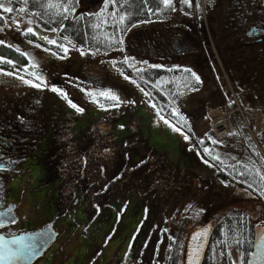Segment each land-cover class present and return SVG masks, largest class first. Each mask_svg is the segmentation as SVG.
Returning <instances> with one entry per match:
<instances>
[{"label": "rangeland", "instance_id": "374dc122", "mask_svg": "<svg viewBox=\"0 0 264 264\" xmlns=\"http://www.w3.org/2000/svg\"><path fill=\"white\" fill-rule=\"evenodd\" d=\"M201 2L203 4L204 0H199L200 11L203 12ZM76 3L77 7L75 9L78 10L76 12L89 8L85 0H76ZM19 12L22 16H15L13 21L7 20L6 24L0 25V40L18 47L20 50L28 51V57L31 53H34L36 58L43 59L37 63L36 70H43L49 76L50 74L57 77L66 75L69 79L64 86L52 85L60 89L61 92L66 93L67 99L58 92L48 91V89L53 88H50L51 84L46 85V82L40 84L44 93L43 96L36 95L40 99L37 109L41 113L45 124V132L35 143L37 145L30 155L34 158L19 161L16 173L12 174L10 182L7 183L8 192L5 199L14 204V212L17 217L11 223L14 230H33L52 221L53 227L57 231V235L47 247L48 249L46 248L31 264H108L110 261L114 264H162L165 243L163 237L170 236L168 228H172L175 220L182 216L180 212L189 213V211H192L199 221L198 224H204L206 220H210L211 216H215L220 209L231 204L240 205L246 201L245 196L240 193L241 190H238L229 182L217 180L214 174L211 175V167L208 164L201 160L193 162V159L191 160L188 155L186 156L182 152L180 132L174 130L172 128L174 125L170 122L166 124L164 120L159 119L154 114L149 101L145 102L141 91L130 79H125L119 68L111 61L110 54L108 55L110 58H105L107 55L100 56L89 49L69 46L66 47L67 52L63 50L64 53L59 54L60 52H57L55 54L50 51L51 49L48 46L39 42L43 40L45 35L51 36L52 32L43 30L36 24L34 19H25L23 17L25 14L22 11ZM201 15L193 9L191 19L189 18V25L192 24L194 27L191 26L194 29L196 25L193 22L198 23L200 20L202 26ZM176 17V13H172L171 16L165 19H168L167 24L170 28L162 26L164 20L162 18L159 20L153 19L150 22H140L128 29L124 35L126 49H124V54L129 57L133 56L139 63L146 62L160 66L178 65L174 48L172 47V50L168 49L169 44L174 42L173 37L175 38V36L171 29L176 28V24H174ZM29 27L34 29L35 34L27 32ZM203 30L205 31L204 27ZM137 31L144 32L151 41L150 45H145V50L142 47L138 49V46H136L137 48L129 47V38ZM23 35L26 36L23 37ZM164 35L166 36L165 46L167 52L160 53L158 47L162 48ZM122 53L123 50L116 51L112 55L113 57H119L122 56ZM8 61L0 59V100L8 99L7 92L13 88L14 82H16L12 79L13 76L23 77L35 82L31 73L26 76L12 68V65H8ZM216 63L221 70L223 67L225 68L221 60L216 61ZM189 65L193 67L192 70L197 74L201 83L190 90L192 91L190 97L184 101L186 104L183 107L181 106L180 109L188 110L190 113V125L194 129V135L206 132L209 127L214 136H220L226 143L231 144L232 134H238V143L245 145L252 153L255 151L264 166V148L258 137L264 126V77L258 80L256 87L252 86L253 82L236 79V83H239V89L234 90L233 79L228 76V71L223 68L225 72L223 80L228 94H223L224 99L220 103L210 97V89L205 84L208 81L206 77L196 72L195 64L191 63ZM197 70L199 71L200 68L197 67ZM6 73H12L13 76ZM103 74H107V76L102 77L104 78L102 83L110 81L106 88L108 92L112 93L113 88L121 86L125 96L121 93V97L128 104L125 111H119L122 104L117 107L114 106L116 104L109 105L105 103L107 101L105 98L101 99L103 102L93 98V95L98 96L101 93L96 88L102 85L99 78ZM75 75H79V77L76 78ZM33 76L36 78L38 74L34 73ZM49 76L46 79H49ZM91 77L96 80H90ZM39 81L44 82L42 78ZM27 89H34V87L29 85ZM87 89L89 94L85 92ZM26 93L28 94L27 91ZM221 94L219 93V95ZM68 100H71L77 107L82 108L83 111H76L68 103ZM212 102H218V104L210 106ZM204 105L205 111L200 118ZM243 110L253 113L254 128L251 130L250 127H247V134L252 139L253 144L247 143L244 139L246 138L245 134L238 131L236 112L244 119ZM107 112V116H111L113 119V141L121 144V148L123 147L122 152L125 150L130 155L131 158L125 157L124 160L126 159L127 165L133 166L134 172L138 171L140 174L145 172L144 164L138 166V169L134 167V159L138 156L137 152H142L141 147L136 143L141 140L143 144L157 151L166 152L171 162L185 168V171H182L184 173L182 182L180 183V180L177 182L175 179L158 173L157 161H155L153 162L152 171L147 169V174L150 177L146 179H151L148 185H158L157 187L162 190L160 196L153 195L147 201L146 194L131 192L123 204H120L118 201L123 196L121 192L116 200L108 199L106 201L107 206L104 205L90 212V209L85 206L83 193L78 192L77 200L67 212L53 217V200L61 179L52 170L47 172L49 176L44 179L46 171L43 170L44 162L42 159L46 155L48 147L54 143L53 136H58V131L54 130L66 120L69 121L70 116H73L72 128L74 135L79 145L85 146L92 141L93 135L96 137L94 139L97 140L106 136L104 135L105 132L98 134V132H93V129H96L98 125L95 120ZM107 116H104V119ZM245 122L247 124V121ZM100 131L105 130L100 129ZM45 144L48 147L44 148ZM182 145L183 149L190 154L195 153L187 140H183ZM99 146L97 155L89 154L82 164L69 165V175H67V181L70 180L69 184H75L79 189L85 188L86 183L97 182L105 176L104 179L108 178L115 167L117 168L120 165L122 159L117 157L120 152L117 150L116 154L113 153L116 147L112 145V141L102 140ZM73 153L69 151L66 154L68 156ZM124 167L127 168V166ZM79 169L81 176L77 177L78 173L76 172ZM125 169H121L120 172H124ZM123 180H126V178L124 177ZM115 183L116 180L113 181L112 185ZM120 187L121 185H119ZM44 194L47 195V198L37 203L35 198ZM149 213L150 218L148 221L151 220V222L145 226H148V233L143 232L142 238L145 242L146 237L150 238L156 233L154 240L158 241L156 242L157 245L155 244L152 247L149 245V248L141 245L137 247L141 241L140 235L144 227V221L149 217ZM75 226H78L79 230L70 234V228ZM159 229L161 231H158ZM150 240L152 241V238ZM117 245L120 246L118 251H116ZM135 250L141 255L139 256V253H137L136 257L133 258ZM231 252L234 264H240L238 253L232 250ZM147 257L148 259L151 258L148 262L145 259ZM153 259L155 262H153Z\"/></svg>", "mask_w": 264, "mask_h": 264}, {"label": "trees", "instance_id": "16d2710c", "mask_svg": "<svg viewBox=\"0 0 264 264\" xmlns=\"http://www.w3.org/2000/svg\"><path fill=\"white\" fill-rule=\"evenodd\" d=\"M85 2L89 8L76 12L78 11L75 9L77 7L76 0H0V4H3L4 7H12L14 9L12 12H5L3 8H0V25L6 24L7 20L13 21L15 16L21 15L19 9L23 7L26 9L22 11L25 14L23 16L25 19H34L36 24L43 30L52 32L51 36H44L47 39L43 37V40L39 41L45 44V46H48L51 52L55 54L60 52L59 54H61L64 53L63 49L69 46L89 49L100 56L107 55L105 58L111 57V61L119 68L122 74L131 81H135L134 85L143 94L144 101H149L154 110V114L159 119L163 117L162 120H167L176 128L180 129L182 152L186 156L188 155L191 160L193 159V162L201 160L208 164L211 167V175L214 174L217 180H224L234 185L245 196L246 201L242 204L228 205L226 208L220 209L215 216H211L209 218L210 220H206L210 221L211 228L208 234L207 246L200 264H234L231 250L238 253L240 264H245L252 247L253 228L260 223H264V166L259 156L255 151L253 154L245 145L239 144L238 134L235 133L232 134L233 140L231 144L226 143L220 136H214L209 127L206 132L198 133L199 135L196 136L194 135V129L190 125V113L188 110L180 109L181 106L183 107L186 104L184 101L190 97V92H192L190 90L196 88L201 83L200 79L197 81L196 77L198 76L190 67H183L179 63L173 66H160L146 62L139 63L133 56L129 57L124 54V35L128 29L148 19L159 20L163 18L165 20L172 13H177V11H181L183 14L192 13L193 10L191 9L193 7L194 11L201 15L199 0H190V4L186 3L185 0H181L179 3L176 0H169L170 7L165 6L164 0H85ZM65 9H68V11H65ZM121 17H124V19L122 20ZM25 36L23 35V37ZM48 40H54L56 43H49ZM128 43L130 48L138 46V49L142 47L145 50V45H150L151 41H149V38L147 40L144 37L142 31H137L131 35ZM14 45L16 44L14 43ZM122 50V56L113 57L112 54L114 52ZM27 52L3 41L0 43V59L12 61L8 65H12V68H15L26 76L31 73L33 77V69L37 67V63L40 62L41 58H36L33 55L34 53H31L28 57ZM109 54L110 57L108 56ZM134 59L135 61H133ZM105 76L107 74H103L99 78L101 83L102 79H104L102 77ZM13 77L12 79L16 80V82H14L13 88L7 92V94H11V98L6 99L7 101H16L19 103L22 101L23 93L26 90L29 91L28 93L36 92L34 89H27L30 84L24 81L30 79L23 78L21 80L15 76ZM236 81L235 79L232 80L234 90L239 89V83H236ZM109 83V80L104 81V84L102 83V85L98 86L102 93H108L106 88ZM50 87L52 88V86ZM112 93H115L117 96L120 95L119 104H122V108L119 111H125L128 108V104L121 97V93L124 96L121 86L119 85V88L117 86L113 88ZM209 93L210 97L222 103L221 101L224 99V95L221 94V96L219 93H211V91ZM93 98H96L99 102L105 98L107 99L105 103L109 105L117 103L110 97L101 95V93L98 96L93 95ZM3 101L5 100H1L0 103ZM179 103L180 105H178ZM216 104L218 102H212L210 106H215ZM204 111L205 105L202 107L200 118L204 114ZM28 114L29 111L20 112L23 120H28ZM36 114V119L33 121L41 126L38 127L41 128V132L45 126L43 127V121L38 116L39 114ZM107 114L108 112L103 113L95 120L98 125L96 129H93V132H98V134L105 132L104 135L106 136L97 140L94 139L96 137L93 135L92 141L85 146L79 145L76 140L72 128L73 116H70L68 118L69 121L66 120L54 130L58 131V136L54 135V143L50 145L53 149L52 168L53 172L59 175L61 179V184L57 190V201L61 200L64 195L68 196L69 200L74 199L77 197L78 192H82L85 198V206L90 209V212L106 205L108 199L112 198L116 200V197L121 192L123 196L118 201L120 204H123L131 192L146 194L148 197L147 201H149L153 195L158 197L162 192L157 187L158 185L154 184V187L148 185L151 179H146L150 177L147 173L150 169L152 171L153 162L155 161H157L158 173L160 172L171 179H175L177 182L179 180L180 183L182 182L184 175L182 171H185V168L179 167L171 162L166 152L161 150L157 151L143 144L141 140L136 143L141 147L142 152H137L138 156L134 159V167L138 169V166L144 164L146 174H144L145 172L141 174L138 171L134 172L133 166L130 164L127 165V161L125 162L126 159L124 160L125 157L131 158L130 155L125 150L122 152V145L113 141V119L111 116H107ZM243 115L247 124L240 114L236 112L238 131L245 134L246 138L244 139H246L247 143L253 144L252 139L247 134V127H250L251 130L254 128L253 113L243 110ZM104 116H107V118L104 119ZM172 125L170 126L172 127ZM100 129L105 131H100ZM185 136L188 139H185ZM258 137L264 148V126L258 134ZM102 140L112 141V145L116 147V150L112 149L113 153L119 150L120 153L117 154V157L122 159L120 165L117 168L115 167L114 171L108 175V178L104 179L105 176L97 182L92 181L86 183L85 188L79 189L77 185L69 184L70 180L68 179L69 181H67L69 165L82 164L86 161L89 154L97 155ZM183 140H187L192 146L195 152L194 154H190L183 149ZM205 149L208 151H205ZM69 151L74 153L67 156L66 153ZM124 166H127V168ZM121 169H125V171L120 172L122 171ZM79 171L80 169L76 172L78 173L77 177L81 176ZM121 175H123L122 178H120ZM124 177L126 180H123ZM139 177L141 179L138 180ZM205 179L207 180V178ZM115 180L116 183L112 185ZM119 185H121L120 188ZM64 201L65 199L61 204L56 203L57 205L54 210L55 216L64 214L61 213L64 210ZM180 214L182 216L175 220L172 228H168L170 236L163 237L165 243L162 264H183L186 239L191 230L203 224H198L199 221L192 211H189V213L180 212ZM149 218L150 213L149 217L144 221V227L140 235L141 241L137 247L141 245L149 248V245L150 247L155 244L157 245L156 242L158 241L154 240L157 235L156 233L150 237L152 241L149 237H146L144 242L142 238L143 232L148 233V226H145L151 222V220L148 221ZM158 231H161V229ZM136 250L132 256L133 258L139 253ZM140 255L141 253H139ZM145 259L148 262L151 258L148 259L147 257ZM153 262H155L154 259Z\"/></svg>", "mask_w": 264, "mask_h": 264}, {"label": "flooded vegetation", "instance_id": "af4514ba", "mask_svg": "<svg viewBox=\"0 0 264 264\" xmlns=\"http://www.w3.org/2000/svg\"><path fill=\"white\" fill-rule=\"evenodd\" d=\"M180 1L176 0L177 3ZM201 8L204 9L200 18L202 26L200 20L198 23L193 22L196 25L195 29L192 24L193 27L189 25V18L191 19L193 12L183 14L181 11H177L176 13L177 17L174 20L176 28L171 29L175 38L173 37L174 42L168 46L169 50L174 48L176 61L179 65L191 69L193 67L189 64H195L196 72L203 74L208 80L205 84L211 93H222V95L228 93L223 80L224 69L228 71L230 78L245 79V82H253L252 86L256 87L258 80L264 77V0H206ZM193 9L194 7L191 10ZM150 20L153 19L144 22H150ZM162 26L170 28L166 20H163ZM143 35L148 40V35H145L144 32ZM165 43L166 36L164 35L163 46L162 48L158 47V52H167ZM219 60L225 66L222 70L216 63ZM197 67L200 68L199 71ZM33 70L44 81L40 82L33 76L34 84H45L46 82V85L51 84V86L59 87L66 85V81L69 80L66 75L57 77L50 74L49 76L43 70L39 71L36 68ZM48 76L49 79H46ZM75 77L77 78L79 75H75ZM92 79L91 77L90 80ZM34 90L36 92L28 94L26 90L23 93L22 101L19 103L6 99L0 103V210H3L8 204H12L5 197L8 192L7 183L10 182L12 174L16 173L18 162L22 159L34 158L30 155L37 145L35 143L45 132L44 123L43 131L40 132L41 128H38L40 125L33 121L36 119V113L41 117V113L37 109L40 99L36 95L43 96L44 90L41 87H35ZM48 91L52 92L50 89ZM51 94L55 95L54 93ZM7 96L8 99L11 98V94H7ZM21 111H29L28 120L21 118ZM43 147L46 148L48 145L45 144ZM24 149L26 150L24 151ZM52 150V147H48L46 155L42 159L44 162L43 170L46 171L44 179L49 176L48 171L52 170L53 172ZM60 184L61 180L58 187ZM56 194V200H53L54 210L56 203L61 204L65 199L64 210L61 213H66L77 200L76 197L70 202L69 197L64 195L61 200L57 201L58 191ZM46 196V194L38 196L35 201L40 203L47 198ZM14 215L16 217L15 212ZM53 217H55L54 212ZM75 228L79 230V227L75 226L71 227L70 231ZM0 231L6 234L19 232L14 230L11 224L1 226ZM119 248L120 246L117 245L116 251ZM110 262L108 264H114L112 261Z\"/></svg>", "mask_w": 264, "mask_h": 264}, {"label": "water", "instance_id": "95a60500", "mask_svg": "<svg viewBox=\"0 0 264 264\" xmlns=\"http://www.w3.org/2000/svg\"><path fill=\"white\" fill-rule=\"evenodd\" d=\"M14 204L0 210V227L13 223L16 217ZM211 223L190 231L185 245L183 264H200L207 246ZM56 231L52 222L37 229L3 233L0 231V264H31L53 242ZM245 264H264V223L253 228L252 247Z\"/></svg>", "mask_w": 264, "mask_h": 264}, {"label": "snow or ice", "instance_id": "6c2138e0", "mask_svg": "<svg viewBox=\"0 0 264 264\" xmlns=\"http://www.w3.org/2000/svg\"><path fill=\"white\" fill-rule=\"evenodd\" d=\"M185 2L190 4V0H185ZM164 4H165L166 7H170V6H171L170 3H169V0H164ZM0 8H3V10H4L5 12H12V11L14 10L12 7H4L3 4H0ZM25 10H26V9H24V8L19 9V11H25ZM65 11H68V9H65ZM121 19L123 20L124 17H121ZM27 32H28V33H33V34H35L34 29L31 28V27L27 28ZM44 39H47V37H44ZM48 42H49V43H52V44L56 43V41H54V40H48ZM0 43H2V41H0ZM61 47H63V46H61ZM63 50H64L65 52L68 51L67 48H64ZM82 54H83V53H82ZM8 63H12V61H8ZM6 74H7V75H12V73H6ZM193 75H195V74L193 73ZM20 79L23 80V77H20ZM36 79L39 80V79H41V77H40V76H37ZM125 79H128V77H125ZM196 79H197V81H199V77H196ZM24 82L27 83V84H30V85H32L33 87H36V88H40V87H41L40 84H34V83H33L32 81H30V80H25ZM132 82L135 83V81H132ZM51 90L54 91V92H58V93H60L65 99H67V94L61 92L60 89H57V88L53 87ZM101 95H105V96L110 97L113 101H116V102H117L116 105H114V106H117V107L119 106V101H120V97H119V96H117V95H115V94H112V93H110V92H108V93H101ZM68 103L71 105V107L75 108L76 111H78V112H82V111H83L82 108H79V107H77V105L73 104L71 100H68ZM161 119H163V117H161ZM164 123L167 124V123H169V122H168L167 120H164ZM173 128H174V130H176V131H180V129L175 128V126H173ZM185 139H188V137L185 136ZM205 151H208V150L205 149Z\"/></svg>", "mask_w": 264, "mask_h": 264}]
</instances>
